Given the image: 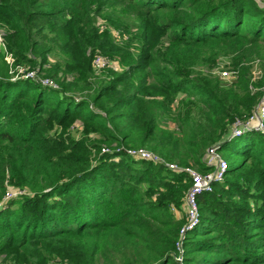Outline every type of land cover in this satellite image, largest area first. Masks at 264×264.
Returning <instances> with one entry per match:
<instances>
[{"label": "trees", "instance_id": "16d2710c", "mask_svg": "<svg viewBox=\"0 0 264 264\" xmlns=\"http://www.w3.org/2000/svg\"><path fill=\"white\" fill-rule=\"evenodd\" d=\"M0 27L15 65L58 86L11 80L0 51V198L28 192L0 210L3 264H264V132L219 146L240 139V160L199 196L180 262L189 177L123 151L211 170L207 150L264 95L263 4L0 0Z\"/></svg>", "mask_w": 264, "mask_h": 264}, {"label": "built area", "instance_id": "2783aa9c", "mask_svg": "<svg viewBox=\"0 0 264 264\" xmlns=\"http://www.w3.org/2000/svg\"><path fill=\"white\" fill-rule=\"evenodd\" d=\"M259 1V0H258ZM5 32L3 29H0V45L2 44V37H4ZM115 37H117V33H113ZM12 56L6 52L4 60L7 64L13 62ZM225 63V67L221 64L215 70V73L219 76V78L225 82L231 83L235 80L237 76V72L233 70L229 66L228 62ZM112 63L109 59L103 57L102 55L96 54L92 60V68L94 73L99 76L101 75L107 68H110ZM223 68H227L228 70H222ZM17 72L15 77H12L11 80L16 79H24V80H34L39 82L42 86L58 89L57 84L50 79L47 78H40L37 75V70H29L24 68H18L17 70H12L11 72ZM264 95L260 102L259 107L257 108L256 112H254L253 116L245 121H235L227 132L222 137V140L210 147L207 150L205 164L206 166L210 167L211 170L207 172H200L194 167H185L182 168L177 164L173 163H165V161L160 158L158 155L142 148H129L123 150L131 158L153 162V163H164L169 170L173 172H183L189 177V187L184 197L183 203V212L185 215V224L180 229L179 238L176 243V247L178 250V256L175 257L177 262L181 261V256L183 253L182 248V241L185 238L187 232L196 228L200 222V214H199V207H198V198L199 196L205 193H211L213 187L217 183H221L225 178L226 172L228 170V162L225 161L219 154V146L226 142L230 141L236 137L244 135L246 132L255 130L264 132ZM110 149L104 147L102 149V153H109ZM120 149H117L116 152H119ZM28 192L25 189H7L4 193L2 198H0V210L6 208L8 203L13 200L17 199L21 196L27 195ZM177 213L176 210H172Z\"/></svg>", "mask_w": 264, "mask_h": 264}, {"label": "rangeland", "instance_id": "374dc122", "mask_svg": "<svg viewBox=\"0 0 264 264\" xmlns=\"http://www.w3.org/2000/svg\"><path fill=\"white\" fill-rule=\"evenodd\" d=\"M259 2L261 4L264 5V0H259ZM0 29H2V27H0ZM113 33H117L115 31L112 30V34ZM2 44L0 45V51H2L4 53V55H6V48H5V44H4V37H2ZM13 62H11L9 65L10 67V77H15L17 72H11L12 70H17L18 68H26V69H29L27 68L26 66H20V65H15L14 63V59H12ZM225 60L228 61V59L225 58ZM51 62H53V58H51ZM222 62V60H220V63ZM221 65L223 67H225V63H221ZM30 70V69H29ZM222 70H228L227 68H223ZM252 72H253V76H254V80H257L258 79V76H259V68H258V65L254 64V66H252ZM40 76V75H39ZM228 83V82H226ZM160 126L162 128H167V129H170V130H174L175 129V125L173 123H168L167 125L165 124H160ZM74 136H78V132L77 131H74ZM242 146V143L240 141V139H235L233 140L232 142H228L226 143L222 149L219 151V154L220 156L225 160L227 161L228 163H232V164H236L239 162L240 160V156H239V151H240V148ZM11 189H14V188H11ZM18 190V188H17ZM26 196V195H25ZM22 197V196H21ZM4 210V209H3ZM2 258H0V264H3L1 262Z\"/></svg>", "mask_w": 264, "mask_h": 264}]
</instances>
